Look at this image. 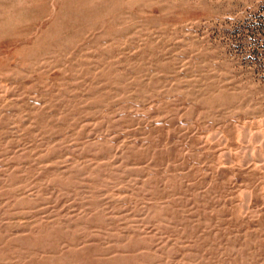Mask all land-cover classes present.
<instances>
[{"label":"rangeland","instance_id":"rangeland-1","mask_svg":"<svg viewBox=\"0 0 264 264\" xmlns=\"http://www.w3.org/2000/svg\"><path fill=\"white\" fill-rule=\"evenodd\" d=\"M0 264H264V0H0Z\"/></svg>","mask_w":264,"mask_h":264}]
</instances>
